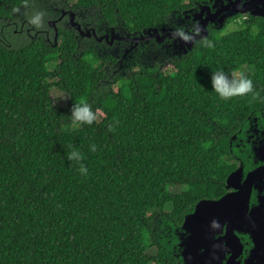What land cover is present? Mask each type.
<instances>
[{
    "label": "trees",
    "instance_id": "trees-1",
    "mask_svg": "<svg viewBox=\"0 0 264 264\" xmlns=\"http://www.w3.org/2000/svg\"><path fill=\"white\" fill-rule=\"evenodd\" d=\"M67 1L141 31L204 0ZM28 2L0 0V17ZM238 23L111 78L67 30L54 46L0 42V264H180L174 228L197 201L226 192L236 167L228 140L251 113L264 116V18ZM217 71H239L251 89L221 98ZM53 87L67 107L53 104ZM81 101L96 113L90 124L70 115ZM72 148L81 160L67 158Z\"/></svg>",
    "mask_w": 264,
    "mask_h": 264
},
{
    "label": "water",
    "instance_id": "water-1",
    "mask_svg": "<svg viewBox=\"0 0 264 264\" xmlns=\"http://www.w3.org/2000/svg\"><path fill=\"white\" fill-rule=\"evenodd\" d=\"M196 4L195 8L172 14L163 27L136 31L131 40L150 41L158 50L157 59L162 61L187 54L196 42L207 36L208 22L219 30L226 18L236 14L264 17V0H204ZM191 19H195V24L190 30ZM113 29L110 28L112 32ZM262 116L251 113L247 122L252 124ZM243 130H247L246 127ZM242 131L232 134L228 140L235 157L239 140L243 138ZM253 153L261 154L263 149L253 148ZM242 166L239 163L226 176L224 195L197 201L184 215L182 223L174 228L173 251L180 264H264V206L261 203L249 205L251 187L254 181L261 180L264 167L245 172Z\"/></svg>",
    "mask_w": 264,
    "mask_h": 264
},
{
    "label": "flooded vegetation",
    "instance_id": "flooded-vegetation-1",
    "mask_svg": "<svg viewBox=\"0 0 264 264\" xmlns=\"http://www.w3.org/2000/svg\"><path fill=\"white\" fill-rule=\"evenodd\" d=\"M196 5L194 2L193 6L187 9L195 8ZM216 5L220 6L221 3ZM37 15H39V24H34L32 18ZM247 15L249 14H236L226 18L221 29L233 20L237 22L244 20ZM194 20L191 19L189 22L190 30L195 24ZM111 27L115 28L113 32L110 30ZM206 27L208 32L217 30L212 22H208ZM64 30L73 33L77 51L91 49L102 60L101 69L108 78L132 72L138 66L145 65V61H149L150 64L159 61L155 45H151L150 41L147 43L144 40L132 41V34L136 31L123 28L117 18L114 24H108L99 9L95 7L78 6L73 1L67 0H29L9 17H0V42L5 45L10 41L26 42L39 39L46 45L54 46L58 43V32ZM55 34L56 41H54ZM257 119L252 124L246 123L247 130L242 131L243 138L238 144L239 152L236 157L234 156L235 168L242 163L245 172L264 167V116ZM253 148H261L263 153L254 154ZM260 174L261 180L254 181L251 187L250 207L259 203L264 206V174Z\"/></svg>",
    "mask_w": 264,
    "mask_h": 264
},
{
    "label": "clouds",
    "instance_id": "clouds-1",
    "mask_svg": "<svg viewBox=\"0 0 264 264\" xmlns=\"http://www.w3.org/2000/svg\"><path fill=\"white\" fill-rule=\"evenodd\" d=\"M34 24H39V15L32 18ZM187 39V37H184ZM207 47H213L212 41H204ZM211 89H213L221 98H228L233 95L243 94L251 89V81L244 77L237 71L231 77L225 75L223 71L211 73L210 77ZM71 117L74 123L90 124L97 118L96 113L90 109V106L81 101L80 103L72 106ZM111 127V126H110ZM91 150H95V145L89 146ZM69 160L79 161L82 159V154L75 148H72L67 153ZM79 171L81 174H86L87 169L83 165L80 166Z\"/></svg>",
    "mask_w": 264,
    "mask_h": 264
},
{
    "label": "rangeland",
    "instance_id": "rangeland-1",
    "mask_svg": "<svg viewBox=\"0 0 264 264\" xmlns=\"http://www.w3.org/2000/svg\"><path fill=\"white\" fill-rule=\"evenodd\" d=\"M238 24L239 23L237 21L233 20L224 28V30L222 32L223 33H227V32L236 30L239 27ZM146 62H148V61H145V63ZM243 69L246 70L245 67H243ZM113 88H115V86H113ZM50 95H51L52 102H53L54 105L59 106V107H67L68 101H69V97H68V95L66 93L62 92L61 90H59L56 87H53L50 90ZM181 188H183V187L182 186H178V185H173V186L169 187V190L171 192H178Z\"/></svg>",
    "mask_w": 264,
    "mask_h": 264
}]
</instances>
